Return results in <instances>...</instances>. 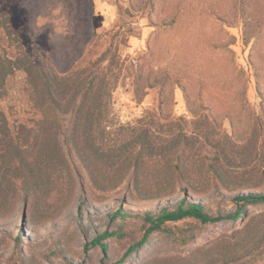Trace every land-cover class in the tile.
<instances>
[{
	"label": "trees",
	"instance_id": "obj_1",
	"mask_svg": "<svg viewBox=\"0 0 264 264\" xmlns=\"http://www.w3.org/2000/svg\"><path fill=\"white\" fill-rule=\"evenodd\" d=\"M125 70V61L110 48L95 71L85 68L63 75L47 59L25 51L10 16L0 10V101L9 96L10 80L22 74L30 104L27 117L14 121L0 107V216L19 201L35 210L54 191L67 187L74 192L77 182L86 194L81 174L85 171L98 191L110 193L127 185L130 201L166 202L157 209L129 212L122 200L113 213L98 218L107 221L105 229L95 224L98 213H87L88 249L101 247L107 253V241L121 237L126 222H142L144 237L128 249L125 260L154 233L169 229L174 236L171 224L193 220L202 226L221 225L232 233L218 231L200 243L197 233L186 228L177 242L187 248L198 240L196 246L182 254L156 252L144 264L260 263L264 105L246 139L238 135L233 116L232 132L224 128L203 95L197 109L187 98L189 117L165 114L159 107L146 110L134 124L118 125L112 119L113 96ZM144 98L136 94L138 103ZM84 198L79 210L88 205ZM215 200L226 207L214 208ZM57 242L60 248L63 242ZM68 253L63 249L60 255Z\"/></svg>",
	"mask_w": 264,
	"mask_h": 264
},
{
	"label": "rangeland",
	"instance_id": "obj_2",
	"mask_svg": "<svg viewBox=\"0 0 264 264\" xmlns=\"http://www.w3.org/2000/svg\"><path fill=\"white\" fill-rule=\"evenodd\" d=\"M246 4L247 10L244 0H0V10L10 16L25 51L47 59L63 75L95 71L108 49L117 51L126 70L113 96L116 124H134L146 110L159 107L165 114L189 117L187 98L197 109L203 95L224 128L232 132L231 115L238 135L246 139L264 105V0ZM25 82L22 74L12 78L9 96L0 101L13 121L26 118L30 109ZM137 93L145 96L142 103ZM81 174L86 194L77 182L74 192L67 187L54 191L35 210L19 201L0 216V264H144L156 252L182 254L218 231L232 233L193 220L171 224L174 236L169 229L154 233L123 260L145 232L142 222L129 220L121 237L107 241V253L101 247L88 249L87 213H98L95 224L105 229L107 221L98 218L113 213L122 200L129 212L157 209L166 202L130 201L127 185L104 193L85 171ZM81 198L88 205L79 210ZM219 206L226 207L215 200L213 207ZM80 218L84 221L78 223ZM186 228L198 235L187 248L176 240ZM57 241L63 242L60 248ZM63 249L69 251L65 257Z\"/></svg>",
	"mask_w": 264,
	"mask_h": 264
}]
</instances>
